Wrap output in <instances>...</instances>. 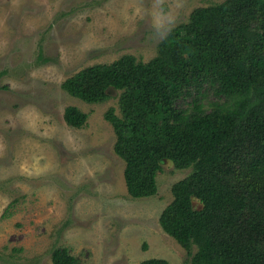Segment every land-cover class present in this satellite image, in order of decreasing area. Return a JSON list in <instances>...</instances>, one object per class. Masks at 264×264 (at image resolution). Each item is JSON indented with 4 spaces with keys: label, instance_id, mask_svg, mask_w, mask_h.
<instances>
[{
    "label": "rangeland",
    "instance_id": "rangeland-1",
    "mask_svg": "<svg viewBox=\"0 0 264 264\" xmlns=\"http://www.w3.org/2000/svg\"><path fill=\"white\" fill-rule=\"evenodd\" d=\"M224 1L0 0V264H53L63 247L83 264L190 260L159 219L191 169L165 164L157 195L132 199L105 119L121 115V92L88 104L61 86L127 54L150 61L194 9ZM69 106L88 115L84 128L66 124Z\"/></svg>",
    "mask_w": 264,
    "mask_h": 264
},
{
    "label": "trees",
    "instance_id": "trees-1",
    "mask_svg": "<svg viewBox=\"0 0 264 264\" xmlns=\"http://www.w3.org/2000/svg\"><path fill=\"white\" fill-rule=\"evenodd\" d=\"M61 87L88 104L121 92V115L110 108L105 119L132 199L157 195L165 164L191 169L159 219L188 251L185 264H264V0L196 8L150 61L127 54ZM205 91L217 99L209 107ZM64 120L82 129L88 115L69 106ZM52 263L83 264L66 247L53 251Z\"/></svg>",
    "mask_w": 264,
    "mask_h": 264
}]
</instances>
